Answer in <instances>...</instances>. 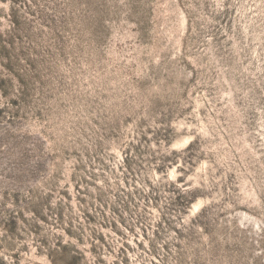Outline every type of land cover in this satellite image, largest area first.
<instances>
[{"label": "rangeland", "instance_id": "1", "mask_svg": "<svg viewBox=\"0 0 264 264\" xmlns=\"http://www.w3.org/2000/svg\"><path fill=\"white\" fill-rule=\"evenodd\" d=\"M0 264H264V0H0Z\"/></svg>", "mask_w": 264, "mask_h": 264}]
</instances>
